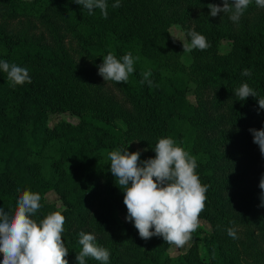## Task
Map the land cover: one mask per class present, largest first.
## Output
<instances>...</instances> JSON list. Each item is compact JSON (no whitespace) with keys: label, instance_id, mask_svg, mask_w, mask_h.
<instances>
[{"label":"trees","instance_id":"trees-1","mask_svg":"<svg viewBox=\"0 0 264 264\" xmlns=\"http://www.w3.org/2000/svg\"><path fill=\"white\" fill-rule=\"evenodd\" d=\"M114 3L107 0L105 19L73 0H0V60L26 67L31 77L13 87L0 70V208L13 213L24 190L39 193L35 219L57 210L65 216L69 264H77L81 231L109 250L107 264H170L173 245L142 239L122 218L124 193L108 153L137 144L147 149L143 161L156 156L159 138L171 137L196 157V173L209 185L199 219L212 232L190 248L186 264H264V215L255 216L264 156L249 132L264 128V110L258 98L240 101L234 93L246 82L264 96V27L248 25L264 8L251 0L234 23L228 14L210 16L208 5L223 0ZM172 26L201 33L210 47L184 52ZM108 52L139 57L127 84L98 74ZM244 69L251 76H242ZM148 70L152 86L141 83ZM62 115L78 123L51 124ZM86 264L101 262L86 257Z\"/></svg>","mask_w":264,"mask_h":264},{"label":"clouds","instance_id":"clouds-1","mask_svg":"<svg viewBox=\"0 0 264 264\" xmlns=\"http://www.w3.org/2000/svg\"><path fill=\"white\" fill-rule=\"evenodd\" d=\"M82 5L89 15L99 9L103 17L108 16L107 0H73ZM251 0H223V5L209 4L210 16L228 14L229 19L238 23ZM258 7L264 8V0H256ZM120 0L112 5L120 7ZM189 42L183 41L184 52L194 49L206 50L210 45L206 37L195 30H189ZM175 38V37H174ZM139 57L131 52L119 59L108 52L98 65V74L103 79L127 84L134 72V63ZM0 70L7 74L11 86L31 83L29 70L15 63L0 60ZM242 76H251L250 69H244ZM141 83L152 86L149 79L151 70L141 73ZM236 99L245 101L248 97L258 98L259 110H264V96L259 95L248 83H242L234 90ZM253 143L258 145L264 156V128H250ZM147 150V149H145ZM156 156L141 161V152H130L117 148L108 153L110 171L116 185L124 193L127 208L126 219L134 223L142 239L162 237L170 245L182 247L191 239L199 226V215L205 208L206 192L209 185H203L196 173L197 159L185 151L171 137L159 138L154 147ZM261 207H264V174L259 181ZM20 192V188H17ZM42 197L39 193L24 190L19 196L15 211L6 212L0 208V253L2 264H69L65 259L69 250L62 239L65 216L59 210L49 212L43 219L34 217L41 209ZM154 229V231H153ZM227 234L236 238V230L227 229ZM81 250L76 255L77 264H86V257L107 264L108 249L97 246L92 233L79 232Z\"/></svg>","mask_w":264,"mask_h":264},{"label":"rangeland","instance_id":"rangeland-1","mask_svg":"<svg viewBox=\"0 0 264 264\" xmlns=\"http://www.w3.org/2000/svg\"><path fill=\"white\" fill-rule=\"evenodd\" d=\"M248 25L251 29H261L264 27V14L260 15H253L249 17L248 19ZM170 35L174 40L184 42H189L187 39V35L184 32V30L181 27L178 26H172L170 28ZM175 37V38H174ZM190 100H193L192 97H190ZM58 122H71V123H78V120L76 118L70 117L69 115H62L57 116L52 119L51 124H56ZM120 127H123L121 123L118 124ZM130 152L140 151L141 155H144L146 152L143 148H141L137 144H132L129 149ZM258 194V193H257ZM47 199L49 202L55 203L57 206L60 207L62 210V204L57 198L55 193H49L47 195ZM261 204V202H259ZM264 215V207L259 206L257 212H255V216L260 217ZM124 220H127L126 217H122ZM250 226H248L249 228ZM247 228V227H246ZM251 230L257 236L259 233V228L255 227L254 225H251ZM212 232V228L209 222L206 220L199 219V226L196 229L195 232L192 233L191 239L188 240L182 247H177L173 245L170 250L169 254L172 258L170 264H186L184 257L189 252L190 248L195 244L200 242V240H203V238L210 234ZM200 245V243H199ZM201 253H204V251H200Z\"/></svg>","mask_w":264,"mask_h":264}]
</instances>
